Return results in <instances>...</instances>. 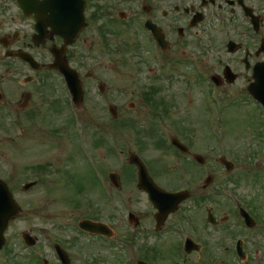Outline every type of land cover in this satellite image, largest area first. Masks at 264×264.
Segmentation results:
<instances>
[{"label": "rangeland", "instance_id": "374dc122", "mask_svg": "<svg viewBox=\"0 0 264 264\" xmlns=\"http://www.w3.org/2000/svg\"><path fill=\"white\" fill-rule=\"evenodd\" d=\"M100 27L101 34H97L94 28L91 33L87 31L85 34L89 39L88 47L92 58L88 59L82 53L87 52L85 44L82 43L72 50L73 58L69 62L78 72H94L107 85L108 92L101 97L97 83L84 80L86 95L83 107L88 133L83 141L75 135L61 88L53 79L47 84L46 95L42 93L44 88L39 84L41 80L37 81L33 101L22 109L21 124L14 123L0 110V180L8 185L20 208L19 215L10 222L5 232L7 254L0 255V264H42V259L55 264L54 257L36 232L37 228H52V240L58 244H63L67 237L89 243L92 241L81 239L83 237L79 230L73 226L75 222L83 217L99 215L102 219H107L109 214L114 215L115 209L125 218L132 209L130 203L136 213H143L144 226L153 232L156 210L137 187L135 170L128 162L132 152L150 164L154 178L150 174L151 177L164 190L185 188L188 181L196 178V183L188 187L192 188L191 198L195 199L202 194L210 197L202 206L198 202L187 201L175 213L176 216L187 215L186 221H182L183 225L194 220L199 229L196 237L193 236L192 239L196 242L205 241L206 244L204 252L202 249L196 253V263L193 258L185 264H204L208 241L212 239L210 248H213L219 234L216 230L220 227L208 223L205 206L215 207L218 211L223 209L221 203L224 201V231L229 234L224 235V242L230 236L242 233L236 224L234 207L225 194L224 197L221 194L222 186L238 197L241 196L246 207L260 216L263 223L261 226L264 225V138L260 137V118L253 108L235 102L237 105L228 107L222 114L220 126L224 139L217 141L210 133L208 123V115L214 107L203 84H185L181 76L170 72V75L148 76L144 69L146 61L143 60V56H146L145 47L134 30L129 26L111 29V33H116L113 34V42H109L104 36L107 31ZM114 39L119 42L115 43ZM172 43L170 55L174 58L184 48V42L178 40ZM223 43L224 39L217 45L222 47ZM189 51L221 73L222 68L217 65L216 58L205 47L203 50H195L191 44ZM77 52L80 54L77 55ZM172 65H176L174 60L171 61L170 66ZM0 75L4 81L7 80L6 74ZM21 90H27V87H21L19 91ZM225 91L223 90V94ZM230 94L232 93L229 91L224 97L227 99ZM189 96L193 99L191 104ZM131 102L134 103V108H130ZM108 104L118 108L117 119L111 118ZM153 120L154 126H166L165 137L163 135L159 138L169 143L167 127H170L172 130H169L182 143H190L191 151L202 154L209 161L206 163L207 168L202 170L203 173L198 169L194 170L189 159L178 156L171 146H166L167 149L164 148L163 152L151 148L155 146L151 143L154 142V137L145 136L147 131L144 128L146 122ZM142 123L144 127H140ZM189 125L192 126V133L187 132ZM93 126L100 129L94 133ZM34 128L36 131L32 130ZM141 136L145 139L138 143ZM220 158L233 164L231 171L225 170L219 164ZM254 158L256 161H253ZM157 159L160 164H154ZM91 162L99 170V180L103 174L106 178L110 173L118 175L120 188L112 189L111 193L115 195L112 200L105 197L106 193L103 194L100 188L101 182L93 177ZM207 173H211L213 177L208 183L204 180ZM35 177L40 180L39 185L27 191L23 190V186L36 179ZM108 188L105 187L106 191ZM121 197L130 199L129 203L122 202ZM125 226L117 229L116 234L126 237ZM25 234L35 240L33 247L24 243L22 235ZM131 234L133 239H138L137 242L149 251L148 243L155 246L165 239H159L151 232L143 235L132 231ZM63 236L66 238L62 239ZM232 241L230 240L228 246H231ZM164 246H160L162 253L175 262L176 244L167 241ZM100 252L106 256L104 259L108 262L112 259L110 264L115 262L113 259L118 255L117 251ZM216 253L221 262V250L218 249ZM32 254L37 255L36 260L32 259ZM227 255L224 250V258ZM100 258H103L102 255ZM180 264H183L182 259Z\"/></svg>", "mask_w": 264, "mask_h": 264}, {"label": "flooded vegetation", "instance_id": "af4514ba", "mask_svg": "<svg viewBox=\"0 0 264 264\" xmlns=\"http://www.w3.org/2000/svg\"><path fill=\"white\" fill-rule=\"evenodd\" d=\"M71 1L79 2V0ZM41 7L40 2L32 3L29 13H26L18 0H0V73L7 75L6 81L0 75V110L2 112L15 111L17 114H22V109L31 104L34 99V89L37 81H40L41 72L49 73L48 79L43 78L39 83L44 88L42 93L47 94L49 78L58 77V74L49 67L54 60L53 51L62 49L66 41L72 40V37L75 38L74 46L63 48L64 51L67 50L65 57L68 63L73 58L72 50L77 47V44L82 43L85 44L87 51L82 53L89 59L92 55L88 47V36H85L87 31L91 33L94 28L97 34H101L100 26H102L107 31V35L104 36L109 42H113V34L116 31L111 33V29L129 26L143 41L146 53V56H143L144 62L146 61L144 69L148 76L170 75V72L175 76H181L185 84L201 83L210 91L213 85L205 80L198 81V74L196 76V65L201 64L206 68L204 72L209 78L216 80L220 90L219 95L225 96V93L230 91L232 94L228 95V98L243 102L255 110L260 118L261 129L263 113L258 108V101L261 89L264 88V0H85L84 22L79 21L78 10L75 7L68 11H63L59 6H51L46 10ZM38 22L45 25L42 34L37 29ZM223 39L222 47L218 46L217 43ZM178 40L184 42V48H181L172 58L170 55L172 42ZM114 42L119 41L114 39ZM191 44L194 45L195 50L197 48L203 50L204 47L205 50H209L213 58H216L217 65L222 68L221 73L216 72L213 65L205 63L204 59L196 58L191 54L189 51ZM80 48L84 49L82 46ZM79 54L80 52H77V55ZM22 56L28 62L22 61ZM172 60L176 62V65L170 66ZM59 86L68 111L67 92L62 83ZM21 87H27V90L19 91ZM223 90H226L224 94ZM107 92L106 89L105 93ZM190 97L189 103H192L193 99ZM192 181L195 182V180ZM222 189L221 194L224 197V186ZM143 194L148 201V195ZM196 197L200 200L201 206L205 203L204 198L207 201L210 199L209 196L203 195ZM221 206L223 209L220 208L218 211L215 207L205 206L207 215L211 213L213 222L220 227H217L216 231L219 234L213 248H210L212 239L208 241L207 258L204 264H264V225L261 226L263 223L260 216L252 212L257 226L252 231L248 229L242 231L243 239L240 246L244 251V257L240 258L236 250L228 246L234 236H230L224 242V235L229 236L224 231V201ZM130 213L134 215L130 217ZM126 216L118 219L114 212V215L109 214L107 219H102L99 215L92 218L83 217L75 222L73 226L79 230L83 237L81 239L92 242L86 243L79 239L75 241L74 238L67 237L60 246L68 263L110 264L112 259L108 262L104 259L106 256L100 252L104 250L118 252L117 257L113 259L115 261L113 264H180L181 259L185 264L187 260L193 258L194 263L197 262L196 253L187 255L183 252L186 239H182V233H186L184 236L187 238H192L196 237L199 229L194 220L187 221V225L182 224L186 214L170 215L158 224L154 213L153 232L144 226L143 213H136L134 210ZM86 219L94 223H104V230L112 233L113 237L106 238L80 229L79 223ZM239 222L244 221L240 218ZM123 225H126V237L116 234V230ZM47 228L52 230L50 227ZM132 231H138L143 235L151 232L159 239H165L155 246L148 243L149 251L147 247L137 242L138 239L132 238ZM36 232L39 235V228ZM64 238L66 237L63 236L62 239ZM47 240L52 242L50 236ZM117 241L132 251L131 258L127 257L125 248L116 244ZM167 241L177 246L174 251L177 258L175 262L162 253L163 249L160 246L165 247ZM50 245L51 248L47 250L54 257L55 264H61L55 250L56 243ZM200 245L204 252L205 241H201ZM218 249L221 250L223 257L221 262L217 258ZM224 250L228 254L226 258H224ZM100 255L103 258H100ZM48 264L52 263L48 262Z\"/></svg>", "mask_w": 264, "mask_h": 264}, {"label": "water", "instance_id": "95a60500", "mask_svg": "<svg viewBox=\"0 0 264 264\" xmlns=\"http://www.w3.org/2000/svg\"><path fill=\"white\" fill-rule=\"evenodd\" d=\"M56 67L67 71L68 74L72 76L70 78L71 86L75 89L76 93H78V98L80 99L82 96V88L76 74L73 71H70L66 63L61 62L60 59H58ZM112 112L114 115L116 114L115 111ZM130 163L136 165L139 169V187L150 192L152 202L163 217H166L168 213L175 211L178 208V205L186 198L181 194H166L158 189L148 176L142 162L135 155L130 156ZM224 163L229 170L232 168L231 164ZM111 180L117 185V178L115 175H111ZM29 187L30 186H26L25 189H28ZM18 212L19 208L13 201L6 185L0 181V248L5 243L3 234L8 223L18 214ZM24 238L28 245H33V240L30 237L24 236Z\"/></svg>", "mask_w": 264, "mask_h": 264}]
</instances>
